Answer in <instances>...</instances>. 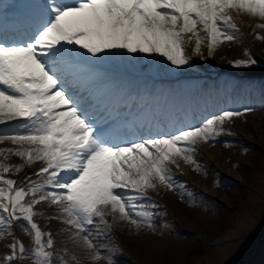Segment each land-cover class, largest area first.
I'll return each instance as SVG.
<instances>
[{"label": "snow or ice", "instance_id": "1", "mask_svg": "<svg viewBox=\"0 0 264 264\" xmlns=\"http://www.w3.org/2000/svg\"><path fill=\"white\" fill-rule=\"evenodd\" d=\"M231 10L264 20V0H73L72 4L28 0L7 27L0 11V125L21 121L0 130V143L15 145L0 148V156L21 157L29 166L42 162L34 173L37 180L17 186L3 173L20 171L23 165L0 161V213L6 214L0 216V223L26 222L24 230L34 238L30 255L35 264H53L54 254L48 249L55 245L52 234L34 221L41 214L36 205H55L59 215L52 218L75 230L72 240L89 250L90 259L114 264L115 248L104 256L101 249L108 246L97 247L101 225L112 227L105 217L111 215L137 229L152 227L154 214L147 209L156 205L138 201L146 199V190L157 182L175 187L168 164L178 157L196 164L193 153L199 142L215 139L226 120L253 111H223L198 126L152 138L133 134L125 141L122 137L129 133L112 115L95 107L90 114L78 89L91 79L92 70L80 52L66 45L79 46L96 60L111 56L113 50L160 54L180 68L191 59L185 34H191L188 40L195 38V54H200L204 43L201 32L206 34L209 55L237 39L239 29ZM257 27L264 28V23ZM256 63L250 58L233 65L247 68ZM9 247L7 262L26 255L19 240ZM60 264L68 261L60 257Z\"/></svg>", "mask_w": 264, "mask_h": 264}, {"label": "rangeland", "instance_id": "2", "mask_svg": "<svg viewBox=\"0 0 264 264\" xmlns=\"http://www.w3.org/2000/svg\"><path fill=\"white\" fill-rule=\"evenodd\" d=\"M231 15L239 29L237 39L224 42L209 55L206 34L201 32L204 43L200 54L193 56L189 53L190 48H186V54L191 57L189 65L205 67L207 71L226 68L229 57L242 55L246 44L252 46L257 57L264 59V39H257V35L264 37V28L257 27L264 20L233 11ZM254 55L253 59L257 61ZM126 56L136 59L137 54L127 53ZM258 60L255 66L264 68V61ZM221 127L224 130L216 140L196 145L193 156L199 170L196 164L184 160L168 164L175 187L169 190L166 187L162 192L166 208L152 211V227L137 229L129 224L130 227L125 228L121 220H113L111 215L105 217L112 225L111 230L115 229L116 244L127 250V254H117L114 264H264V255L253 262L255 253H252L259 237L261 239L264 235V109L226 120ZM221 136L238 142H227L226 146L239 147L251 143L252 150L241 153L238 148L226 149L219 140ZM210 147L216 148L219 155L215 164H210L205 153ZM7 161L11 165H23L20 171L8 172L10 178L17 181V186H26L29 180L38 179L32 167L42 162L29 166L15 155H9ZM199 195H204L208 205L213 204L216 208L204 211L195 207L193 203ZM209 197L212 200L209 201ZM138 203L149 205L145 200ZM199 205L205 207L203 203ZM55 207L42 202L35 206L41 214L34 217L41 230L53 236L55 245L48 249L54 254L53 264H60L63 256L71 258L73 255L90 254L79 242L72 240L74 229L69 230L61 220L52 218L59 215L54 211ZM0 216L6 214L0 213ZM25 226L24 221L13 222L10 226L0 223V248L4 237L11 235L26 247V255L14 259L12 264H35L30 255L35 246L33 234L25 232ZM92 230L95 233L96 228L92 226ZM100 230L103 233L110 231L103 225ZM96 239L98 241V237ZM261 251H264L262 244L259 253Z\"/></svg>", "mask_w": 264, "mask_h": 264}, {"label": "bare ground", "instance_id": "3", "mask_svg": "<svg viewBox=\"0 0 264 264\" xmlns=\"http://www.w3.org/2000/svg\"><path fill=\"white\" fill-rule=\"evenodd\" d=\"M244 14H246V13H244ZM189 36H191V35H189ZM194 42H195V38L194 37L191 40H189L190 45L193 44ZM194 47H195V45H194ZM205 150H206V148H205ZM216 152H217V150L214 147H210V149L205 151V153L207 154V157H208V159L210 161V164H213V163L215 164L217 159H219L218 158L219 155Z\"/></svg>", "mask_w": 264, "mask_h": 264}]
</instances>
